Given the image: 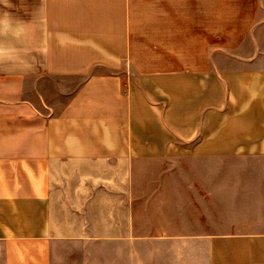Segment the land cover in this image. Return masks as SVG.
<instances>
[{
    "label": "crops",
    "instance_id": "obj_1",
    "mask_svg": "<svg viewBox=\"0 0 264 264\" xmlns=\"http://www.w3.org/2000/svg\"><path fill=\"white\" fill-rule=\"evenodd\" d=\"M0 264H264V0H0Z\"/></svg>",
    "mask_w": 264,
    "mask_h": 264
},
{
    "label": "clouds",
    "instance_id": "obj_2",
    "mask_svg": "<svg viewBox=\"0 0 264 264\" xmlns=\"http://www.w3.org/2000/svg\"><path fill=\"white\" fill-rule=\"evenodd\" d=\"M30 53L25 22L7 10L0 11V63L12 70L30 71Z\"/></svg>",
    "mask_w": 264,
    "mask_h": 264
}]
</instances>
